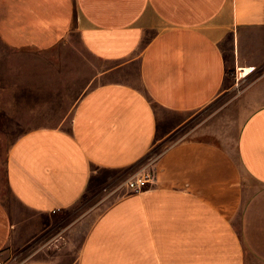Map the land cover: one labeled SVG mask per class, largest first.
<instances>
[{"label":"crops","instance_id":"obj_1","mask_svg":"<svg viewBox=\"0 0 264 264\" xmlns=\"http://www.w3.org/2000/svg\"><path fill=\"white\" fill-rule=\"evenodd\" d=\"M263 29L264 0H0V41L8 48L51 51L76 34L94 60L136 62L139 73L137 83L87 87L68 127L23 135L7 158L11 193L29 213L55 217L87 194L94 175L133 170L165 142L158 141L161 116L210 106L228 65L257 71L264 38L256 34ZM237 102L235 153L213 117L156 159L146 189L124 184L139 170L123 187L106 186L77 223L87 232L76 264H264V73ZM233 180L257 186L239 232L234 201L227 200ZM16 231L0 199L6 264L7 248L31 236ZM22 264L61 263L48 256Z\"/></svg>","mask_w":264,"mask_h":264},{"label":"rangeland","instance_id":"obj_2","mask_svg":"<svg viewBox=\"0 0 264 264\" xmlns=\"http://www.w3.org/2000/svg\"><path fill=\"white\" fill-rule=\"evenodd\" d=\"M256 36L264 38V29ZM254 66L257 71L242 77L243 71L228 65V78L210 106L193 113L178 115L167 112L161 116L163 122L158 141L167 137L165 142L150 151L149 156L137 163L133 170L101 171L94 175L89 191L73 208L55 217L37 216L18 203L7 185L6 163L13 146L34 129L68 127L87 87L109 82L137 83L138 64L96 61L86 54L76 34L69 37L65 44L41 53L15 51L0 41V199L13 215L16 234L25 236L24 232L31 231V236L21 245L16 239V243L7 248L8 264H22L29 259L39 260L48 256L57 257L61 264H76L87 232L86 226L79 227L77 223L102 197L104 189L107 193L106 186L123 187L127 174H133L134 170L148 171L168 147L191 135L198 125L211 121L213 117L217 121L219 135L226 136L230 145L227 149L235 153L233 140L238 124L237 101L243 98L249 85L264 73V63H255ZM96 70L98 80L95 79ZM230 102L234 103L233 110L222 112ZM234 180L233 192L227 200L234 201L236 229L239 232L241 211L257 186L236 184ZM95 194L98 196L90 199ZM116 198L114 195L107 203Z\"/></svg>","mask_w":264,"mask_h":264},{"label":"built area","instance_id":"obj_3","mask_svg":"<svg viewBox=\"0 0 264 264\" xmlns=\"http://www.w3.org/2000/svg\"><path fill=\"white\" fill-rule=\"evenodd\" d=\"M154 176L153 173L150 171H141L134 176H132L130 179L126 181V185L132 192H140L148 187L150 185L151 181L153 180ZM0 264H6L3 259L0 257Z\"/></svg>","mask_w":264,"mask_h":264},{"label":"bare ground","instance_id":"obj_4","mask_svg":"<svg viewBox=\"0 0 264 264\" xmlns=\"http://www.w3.org/2000/svg\"><path fill=\"white\" fill-rule=\"evenodd\" d=\"M240 70L243 71L245 75L251 74L252 72L255 71L254 67H244V68H240Z\"/></svg>","mask_w":264,"mask_h":264}]
</instances>
